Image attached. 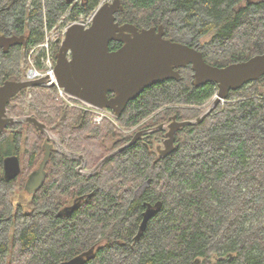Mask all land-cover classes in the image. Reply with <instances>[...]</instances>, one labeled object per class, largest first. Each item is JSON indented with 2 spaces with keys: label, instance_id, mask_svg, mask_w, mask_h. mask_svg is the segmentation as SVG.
Here are the masks:
<instances>
[{
  "label": "trees",
  "instance_id": "1",
  "mask_svg": "<svg viewBox=\"0 0 264 264\" xmlns=\"http://www.w3.org/2000/svg\"><path fill=\"white\" fill-rule=\"evenodd\" d=\"M28 1L0 0V31L26 29L29 40L26 52L0 56V83L21 80V61L45 41L46 27L79 22L104 0H77L74 6L69 0ZM121 2L120 24L164 26L166 39L201 51L210 65L226 67L264 53V0ZM181 76L148 88L128 105L118 126L98 125L91 114L65 106L55 87L22 91L8 111L14 118H36L93 170L132 140L134 133L122 130L162 108L169 107L146 127L156 128L174 113L192 121L207 112L217 85L194 87L190 67ZM155 132L163 137V130ZM46 141L31 123L0 132V264H60L91 251L86 264H264V77L231 92L201 123L184 127L167 158L153 142H140L84 176L81 160L52 150L42 187L17 203L45 157ZM19 150L26 161L22 176L6 181L4 158ZM159 202L160 211L138 237L147 207ZM73 204L70 217H57Z\"/></svg>",
  "mask_w": 264,
  "mask_h": 264
},
{
  "label": "water",
  "instance_id": "2",
  "mask_svg": "<svg viewBox=\"0 0 264 264\" xmlns=\"http://www.w3.org/2000/svg\"><path fill=\"white\" fill-rule=\"evenodd\" d=\"M121 0L101 4L94 12L90 27L82 23L68 26L65 39L56 56V76L58 86L66 93L98 109H110L120 116L131 101L136 100L147 88L165 80H180L179 69L191 67L193 86L196 88L213 83L218 87L212 106L196 121L173 123L169 126L164 149L158 147L160 157L166 158L175 151V135L183 127L201 123L233 91L264 77V53L247 61L234 63L226 67H216L205 61L201 51L186 44L173 42L165 38L164 26L139 29L133 24L121 25L117 14L123 11ZM25 37L0 36V47L5 52L10 47L22 44ZM113 42L123 43V47L111 52ZM70 56V57H69ZM46 79L37 81H8L0 86V132L19 122H31L47 134L44 161L27 185L29 192L38 191L45 181V168L50 160L55 142L48 136L46 126L37 119L26 120L9 117L8 105L23 89L39 87ZM115 97L110 98L109 94ZM175 120V118H174ZM143 136L138 133L128 144L133 146ZM61 148L65 150L62 146ZM63 153V152H62ZM66 154V153H64ZM67 155V154H66ZM112 156V155H111ZM106 157L97 166L100 169L110 158ZM80 159H83L80 156ZM21 174L18 157H9L4 163V178L13 181ZM77 204L74 205V208ZM162 204L149 205L143 214L138 237L142 236L151 219L160 211ZM74 208H67L70 214ZM61 212L59 216H62ZM90 254L75 257L60 264H86Z\"/></svg>",
  "mask_w": 264,
  "mask_h": 264
},
{
  "label": "flooded vegetation",
  "instance_id": "3",
  "mask_svg": "<svg viewBox=\"0 0 264 264\" xmlns=\"http://www.w3.org/2000/svg\"><path fill=\"white\" fill-rule=\"evenodd\" d=\"M32 0H29L28 1V5L30 4V2H31ZM77 2V0H69V4L71 5V6H74L75 5V3ZM98 9V8H97ZM96 11V10H95ZM92 16H94V12H93V15ZM75 23V22H74ZM71 24H73V23H71ZM70 24V25H71ZM91 24H92V22H91ZM121 25H123V24H121ZM69 26V25H68ZM68 26L66 27V28H63V31H61V29L59 28V31L56 33L57 35H60V36H58V37H55L56 38V42H55V44L54 45H52V47H56V46H58V45H60V48H61V44H62V42H63V40L65 39V36H66V32H67V28H68ZM91 26V25H90ZM90 26H88V27H90ZM48 32V29H46L45 30V37H46V39L45 40H47V37H48V34H49V32ZM0 36H5V37H25V41H23V40H21L22 42V44H17V45H15V46H13V47H10L8 50H7V52H5V48L4 47H0V56L1 55H7V54H9L11 51H13V50H15V51H24V52H26L27 51V48H28V45H29V40H28V33H27V30L26 29H24V31L21 33V32H18V31H15L14 33H11V34H6L5 32H2V31H0ZM50 41V40H49ZM45 43V41L41 44V45H39V46H36V47H34V48H32L33 50H32V54H33V52L37 49V48H42L43 49V52H42V54H40L37 58H36V60H38V61H36V62H34L33 63V61H32V59L30 58L29 59V61H30V63H31V67L28 69V71H27V73H26V75H22V78H21V80H19V81H16V80H7V81H4L3 83H0V86H2L4 83H6V82H8V81H16V82H22V81H37V80H43V79H46V81H45V83H43V85H41V86H39V87H45V88H51V87H49L48 86V84L50 83V78L49 77H41V78H36V79H34V78H31L30 76H29V73H30V71L32 70V69H36L38 72H45L46 71V67H45V65H44V59L47 57V50L46 49H44L43 47H42V45ZM113 43H115V44H118L119 46H115V48H113L112 47V44ZM113 43H111V46H110V49H111V52H116V51H118V50H120L122 47H123V43H120V42H113ZM49 47H50V44H49ZM59 51H60V49H59ZM59 51L56 53V55L55 54H53V55H51V49H50V51H49V56H50V58H51V60H52V62L54 63V66H55V72H56V64H57V60H56V56H57V54L59 53ZM70 57V56H69ZM190 67V66H189ZM189 67H187V68H189ZM191 68V67H190ZM183 69H186V68H181V69H179L178 71H179V73H180V75H181V71L183 70ZM24 71H26V70H24ZM56 78H57V76H56ZM181 79H182V76H181ZM180 79V80H181ZM169 80H173V79H169ZM180 80H175V81H180ZM165 81H168V80H165ZM165 81H163V82H165ZM162 83V82H161ZM158 84H160V83H158ZM57 85H58V80H57ZM157 85V84H156ZM156 85H153V86H156ZM52 87H55V88H57L56 86H52ZM59 87V86H58ZM152 87V86H151ZM34 88H36V87H34ZM60 88V87H59ZM150 88V87H149ZM29 89H33V88H28V89H23L22 91H24V90H29ZM62 89V88H61ZM148 89V88H147ZM146 89V90H147ZM57 90H58V88H57ZM145 90V91H146ZM21 91V92H22ZM65 91V90H64ZM144 91V92H145ZM20 92V93H21ZM19 93V94H20ZM18 94V95H19ZM17 95V96H18ZM70 95V94H69ZM17 96H15V97H17ZM14 97V98H15ZM63 97H65V96H63ZM70 98H68V97H65V98H62V96H60V93H59V90H58V99L60 98V99H63L64 101H66V102H69V103H72L73 105H75V104H88V103H86V102H84V101H82V100H80V99H78V98H76V97H74V96H69ZM109 97L110 98H114L115 97V94L114 93H110L109 94ZM67 98H68V100H67ZM139 98V97H138ZM137 98V99H138ZM59 99V100H60ZM63 100H60V101H62V103H63ZM11 102V101H10ZM132 102V101H131ZM130 102V103H131ZM129 103V104H130ZM10 104V103H9ZM128 104V105H129ZM89 105V104H88ZM9 106V105H8ZM67 107H70V106H67ZM128 107V106H127ZM169 107H165V108H162L161 110H159L157 113H155L154 115H152L151 117L152 118H154L157 114H159V113H162L164 110H166V109H168ZM105 110H107V111H109V112H111L112 113V116H113V114L115 115V112L113 111V110H110V109H105ZM126 110V109H125ZM125 110H124V112H125ZM123 112V113H124ZM122 113V114H123ZM8 115H9V111H8ZM116 116V118H114V117H111V118H113V122L115 123V124H117V119L121 116H117V115H115ZM9 117H11L10 115H9ZM150 117V118H151ZM12 118H14V117H12ZM27 118H34V117H25V118H16V119H22V120H26ZM174 118H175V120H174ZM34 119H36V118H34ZM184 121H187V120H182V119H180L179 118V115L177 114V113H174V114H171V115H169L168 116V118H167V120L166 121H163V122H161L159 125H157V127L156 128H153V127H151V126H147V127H145L144 125H141V124H139V125H137V126H135V127H133L132 129H134L133 130V132L132 133H134V136H133V138H132V140L135 138V136L138 134V133H140V132H142L143 133V136L141 137V138H139L138 140H137V143L136 144H138V143H142V144H146V142H149V141H151V142H154V140H155V137H156V134H154V133H156L155 131H157V130H163L164 131V134H163V137H160L159 138V141L161 142V143H157V145H156V151H157V153H158V155H159V152H158V147H161L162 149H164L165 147H164V143H165V141L167 140V133L169 132V126L171 125V124H173V123H180V122H184ZM19 123H23V124H30L31 122H25V121H23V122H19ZM41 123V122H40ZM15 124H18V123H15ZM31 124H33V123H31ZM14 125V124H13ZM34 126H36L35 124H33ZM11 125H9L8 127H6V129L4 130V131H7L8 129H9V127H10ZM46 126V125H45ZM117 126H118V124H117ZM37 127V126H36ZM38 128V127H37ZM184 128V127H183ZM183 128H181L177 133H176V135H175V150H176V144H177V136H178V134H179V132L183 129ZM39 130V129H38ZM46 130H47V126H46ZM16 131H19V130H15V131H13V132H16ZM40 131V130H39ZM48 131V130H47ZM40 133L41 134H45V133H42L41 131H40ZM150 133H153V140H151V136H148V134H150ZM45 135H47V134H45ZM48 138V137H47ZM131 140V141H132ZM130 141V142H131ZM47 142V141H46ZM45 142V143H46ZM129 142V143H130ZM128 143V144H129ZM110 144V146L112 147L113 146V142H111V143H109ZM128 144L127 145H124V146H122V147H120L119 149H117L116 151H114L113 152V154H111L112 156L115 154V153H117V152H121V151H123V150H125L126 148H128V147H130V146H128ZM135 144V145H136ZM134 146V145H133ZM44 147H45V144H44ZM54 149H55V147H54ZM53 149V150H54ZM45 150H46V147H45ZM22 151V150H21ZM20 150L16 153V151H11V152H9L6 156H5V158H4V163H5V160L7 159V158H9V157H18L19 158V160H20V164H21V174L17 177V179L18 178H20V176H22V173H23V171H24V167H25V165H26V161H25V159L23 158V153L21 152ZM45 153H46V151H45ZM71 155H76V156H78L79 158V160H81V162L83 161V164L81 163V165L79 166V168H78V171L82 174V175H84V176H88V175H92V174H94V173H96L97 171H96V168L95 169H93V170H87L86 169V160H85V158H84V156L83 155H77V154H74V153H72ZM111 155H109V156H111ZM45 156V155H44ZM80 156H82V158L83 159H80ZM111 156V157H112ZM160 156V155H159ZM170 156V155H169ZM108 157V156H107ZM163 158V157H162ZM167 158V157H166ZM43 161H44V159L42 160V162H41V164L39 165V167L38 168H36L31 174H30V177H29V179H28V183H29V181L31 180V178H32V176H34L35 175V173H37V171L39 170V168L41 167V165H42V163H43ZM103 161V160H102ZM4 163H3V172H4ZM30 164H32V162H30ZM81 171H83V172H81ZM16 180V179H15ZM28 183H27V185H28ZM145 187L146 186H143L142 188H141V190L144 188V190H145ZM38 191H36V192H29L28 190H26V194L28 195V196H30L31 198H32V196L33 195H35L36 193H37ZM74 205L75 204H73V205H68V206H66V207H63L61 210H59L58 211V213H57V217H70L74 212H75V210L77 209V207L76 208H74ZM74 208L73 209V212L72 213H70V214H67V213H64L65 211H66V209L67 208ZM63 213V215L62 216H59V214L60 213Z\"/></svg>",
  "mask_w": 264,
  "mask_h": 264
},
{
  "label": "rangeland",
  "instance_id": "4",
  "mask_svg": "<svg viewBox=\"0 0 264 264\" xmlns=\"http://www.w3.org/2000/svg\"><path fill=\"white\" fill-rule=\"evenodd\" d=\"M109 2H113V0H109L108 2H105V0H104V1L101 2V4L109 3ZM101 4H100V5H101ZM92 15H93V13H91V14L88 15V16L83 15V16L80 18V21H79V22H75V23L89 24V23H91ZM73 23H74V22H73ZM66 27H67V26L62 25L61 23L57 24V25L54 26L52 29H50L49 27H46V29H48L49 34H48L47 40H45V42L48 41V43L50 44L49 51H50V49H51V52H50L51 55L55 54V51H56V47H55V46L52 47V45H54L55 42H56V38H55V37L58 36L56 33L59 31V28L61 29V31H63V28H66ZM48 32H47V33H48ZM45 39H46V37H45ZM49 40H50V41H49ZM32 50H33V49H31V50L29 51L28 55H27L25 58L23 57V59H22V61H21V62H22L21 64H22L23 71L26 70V71H24L23 76L26 75L28 69L31 67V63H30L29 59L31 58L32 61H33V63H34V62L38 61V60H36V58H37L40 54H42V52H43V49H42V48H37V49L33 52V54H32ZM59 99H60V98H59ZM59 99H58L59 102H60V100H63V99H60V100H59ZM213 100H214V99H213ZM213 100L207 103V105L205 106V109H206V107H207V110H208V109L212 106V104H213ZM61 102H62V101H61ZM63 104H64L65 106H70L69 102H66V101H64V100H63ZM70 108H75V109L82 110V111H84V112H87V113L91 114V115L93 116V121H94V113H92V112H90V111H86V109H85V107L83 106V104H75L73 107H70ZM150 119H151V118H148V119L144 120V121L141 123V125H144V126L146 127V125L150 124ZM106 121L113 122V118L106 119L104 122H106ZM192 121H196V120H192ZM104 122H103V123H104ZM94 123H95V121H94ZM103 123H102V124H103ZM113 123H114V122H113ZM96 124H97V123H96ZM98 125H99V124H98ZM153 128H154V127H153ZM133 130H134V129H130V130H126V131H125V130H122V131H123L125 134H128V133L131 134V133L133 132ZM47 133H48V136H50V137L52 138V140L55 142V149H58L60 152L66 153V154H67L69 157H71V158H75V159H78V158H79V157L76 156V155H71L72 153L67 152L65 148H64L65 150H63V149L61 148L62 145L60 144V142H59L58 138L56 137V135L51 134L49 131H47ZM152 135H153V133L148 134V136H152ZM46 136H47V135H46ZM157 143H161V142L159 141V138L155 137V140H154V142H153V144H154V149H156V145H157ZM82 164H83V161H82ZM81 172H83V171H81ZM83 173H84V172H83ZM145 189H146V187H145ZM142 190H144V188H143ZM140 193H142V191H141ZM140 193H139V194H140ZM26 199H27V194H26L25 192H23V193H18L17 196H16V201H17V203H20V204L25 203V202H26Z\"/></svg>",
  "mask_w": 264,
  "mask_h": 264
},
{
  "label": "built area",
  "instance_id": "5",
  "mask_svg": "<svg viewBox=\"0 0 264 264\" xmlns=\"http://www.w3.org/2000/svg\"><path fill=\"white\" fill-rule=\"evenodd\" d=\"M92 21H93V16L91 18V22ZM83 25L88 27V26L91 25V23L83 24ZM58 36H60V35H58ZM42 47L47 50V57L43 60L44 61V65L46 67V71L45 72H38L36 69H32L30 71V73H29V76L31 78H34V79L41 78V77H49L50 78V83L48 84V86L49 87L56 86L58 88L60 96H62V98H65V97L70 98L69 96H71V95L66 93L64 91V89L59 88L58 85H57L55 66H54V63L52 62V60H51V58L49 56V43H48V41L45 42L42 45ZM63 96H65V97H63ZM68 98H67V100H68ZM69 104H70V107L74 106L72 103H69ZM83 106L85 107L86 111H90V112L94 113V121L97 124H102L106 119H109L111 117L116 118V116L114 114L112 116V113L107 111V110H105V109H98V108H95V107H93L91 105H88V104H83Z\"/></svg>",
  "mask_w": 264,
  "mask_h": 264
},
{
  "label": "bare ground",
  "instance_id": "6",
  "mask_svg": "<svg viewBox=\"0 0 264 264\" xmlns=\"http://www.w3.org/2000/svg\"><path fill=\"white\" fill-rule=\"evenodd\" d=\"M54 88V87H53Z\"/></svg>",
  "mask_w": 264,
  "mask_h": 264
}]
</instances>
